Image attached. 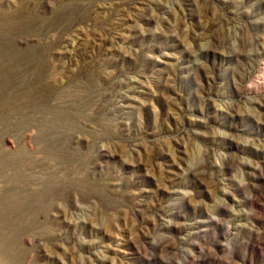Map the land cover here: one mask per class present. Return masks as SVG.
<instances>
[{
  "label": "rangeland",
  "instance_id": "1",
  "mask_svg": "<svg viewBox=\"0 0 264 264\" xmlns=\"http://www.w3.org/2000/svg\"><path fill=\"white\" fill-rule=\"evenodd\" d=\"M0 264H264V0H0Z\"/></svg>",
  "mask_w": 264,
  "mask_h": 264
}]
</instances>
